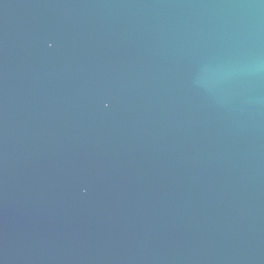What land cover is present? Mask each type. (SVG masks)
Returning a JSON list of instances; mask_svg holds the SVG:
<instances>
[{"label":"water","instance_id":"obj_1","mask_svg":"<svg viewBox=\"0 0 264 264\" xmlns=\"http://www.w3.org/2000/svg\"><path fill=\"white\" fill-rule=\"evenodd\" d=\"M0 264H264V0H0Z\"/></svg>","mask_w":264,"mask_h":264}]
</instances>
